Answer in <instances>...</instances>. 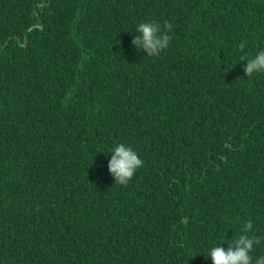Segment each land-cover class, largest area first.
<instances>
[{"label":"trees","instance_id":"16d2710c","mask_svg":"<svg viewBox=\"0 0 264 264\" xmlns=\"http://www.w3.org/2000/svg\"><path fill=\"white\" fill-rule=\"evenodd\" d=\"M146 21L173 25L158 57ZM261 50L264 0H0V264H212L247 221L255 264ZM120 143L144 162L127 186Z\"/></svg>","mask_w":264,"mask_h":264},{"label":"clouds","instance_id":"9594fccd","mask_svg":"<svg viewBox=\"0 0 264 264\" xmlns=\"http://www.w3.org/2000/svg\"><path fill=\"white\" fill-rule=\"evenodd\" d=\"M172 27L173 25L167 21L163 27L154 21L140 23L136 28L137 35L132 40V44L136 49H142L147 54L146 56L158 57L171 44L172 36L169 32ZM238 47L240 51H243L245 44L242 42ZM241 61H247L244 68L247 77L264 74V50L259 51L255 57L250 59L242 56ZM143 165V160L133 148L120 143L112 149L108 170L115 184L127 186ZM252 229V222L247 221L240 228L241 234L227 244V250L222 247L223 244L213 246L206 258L210 257L212 264H253L251 254L255 246L261 244L262 238L249 235ZM255 264H264V256L257 257Z\"/></svg>","mask_w":264,"mask_h":264}]
</instances>
